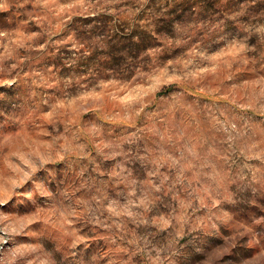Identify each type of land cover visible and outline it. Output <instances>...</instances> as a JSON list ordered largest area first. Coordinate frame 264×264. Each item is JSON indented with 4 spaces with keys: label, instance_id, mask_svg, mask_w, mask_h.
I'll use <instances>...</instances> for the list:
<instances>
[{
    "label": "rangeland",
    "instance_id": "rangeland-1",
    "mask_svg": "<svg viewBox=\"0 0 264 264\" xmlns=\"http://www.w3.org/2000/svg\"><path fill=\"white\" fill-rule=\"evenodd\" d=\"M0 264H264V0H0Z\"/></svg>",
    "mask_w": 264,
    "mask_h": 264
}]
</instances>
